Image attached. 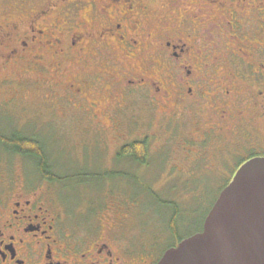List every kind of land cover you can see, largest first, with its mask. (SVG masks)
<instances>
[{
    "label": "flooded vegetation",
    "instance_id": "1",
    "mask_svg": "<svg viewBox=\"0 0 264 264\" xmlns=\"http://www.w3.org/2000/svg\"><path fill=\"white\" fill-rule=\"evenodd\" d=\"M117 1L120 0H93L95 10L80 14L74 28L70 21L67 29L40 22L49 7L23 14L20 17L24 18L23 24L20 18L18 21L0 18L2 64L24 63L29 67L26 72L38 74L37 80L30 78L17 84L38 89L36 104L49 106L53 113L61 114V120L74 118L73 112L79 113L86 116L82 120L86 132L102 127L117 134V147L108 156L97 150L98 159L96 150H92L89 163L98 159L99 174L111 178L138 176V166L146 164L147 152L140 157L136 152L125 151L128 145L146 147L148 143L143 137L128 136L124 128L127 102L139 93L152 101L157 97L163 103L175 100L174 107L190 105L192 133L200 139L187 137L184 149L189 153L194 150L204 154L203 147L212 143H208L210 131L200 120L208 117L211 122L214 116L218 123L210 128H215L220 140L211 157L225 156L224 133L240 129L241 125L235 124L239 120L244 121V128L249 127L257 109L264 116V0H193L195 8L184 20L173 19L170 30L156 35L151 33L143 5L137 0H124L123 5L115 7ZM213 5L218 7L219 14L208 19L207 6ZM224 7H229L225 9L227 24L221 20L226 16L220 12ZM173 15L177 17V13ZM192 19L206 24L216 20L219 27L228 25L231 32L226 37L234 42L230 43L233 50L225 54L205 53L208 47L197 45L201 28L192 27L195 25ZM250 47L258 54L248 51ZM104 54H109V60L103 58ZM69 58L84 62L73 66L70 79L65 75ZM106 86L108 89L104 91ZM44 87L51 89V93L43 95L40 88ZM22 88L14 90V99ZM103 117L109 119L110 125L106 127L109 129H105ZM44 120L46 124L53 121ZM245 137L229 157L238 158L228 168L232 177L249 159L264 156V144L255 140L246 144ZM85 160L86 156L82 164ZM5 168H0V264H157L165 253L166 250L160 255L136 254L117 238L112 240L110 229L91 239L68 232L59 211L48 204L47 193L36 187L29 174ZM217 168L214 163L210 167Z\"/></svg>",
    "mask_w": 264,
    "mask_h": 264
},
{
    "label": "rangeland",
    "instance_id": "2",
    "mask_svg": "<svg viewBox=\"0 0 264 264\" xmlns=\"http://www.w3.org/2000/svg\"><path fill=\"white\" fill-rule=\"evenodd\" d=\"M137 2L145 7L153 35L167 32L174 23L173 19L176 22L184 20L186 14L195 8L193 0ZM123 4L124 0L117 1L115 7ZM94 6L97 5H93V0H0V18L18 21L23 14L49 7L40 22L67 29L69 21L71 28L76 27L79 15L84 16ZM207 8L208 19L219 14L216 5ZM227 8H221L220 12L226 15ZM173 13H177V17ZM23 19L20 18L21 24ZM224 19L220 22L227 24V15ZM192 23L195 24L192 27L201 28L197 45L202 48L205 44L208 47L205 53L225 54V51L229 53L233 50L230 43L234 42L226 37L231 32L228 25L219 27L216 20L206 24L192 19ZM252 47L248 51L257 55V50ZM99 49L105 51L102 46ZM102 56L109 60V54ZM2 62L0 59V168L5 166L10 172H27L36 187L47 193L48 204L59 211L64 229L76 236L91 239L110 229L112 240L117 238L136 254L156 252L160 255L202 228L220 191L232 178L228 168L238 158L232 160L229 157L232 151L238 150L241 138L248 133L244 139L246 144L253 140L264 144V116H260L257 109L255 117L249 120V127L244 128V121L239 120L235 124H240V129L235 133L236 128L232 133H224L227 142L224 145L225 156L222 157H211L217 151L215 146L219 145L220 138L215 128L212 130L210 127H216L218 121L214 116L211 122L208 117L202 118L200 122L211 133L208 143H212L203 147L204 154L194 150L189 153L184 149L187 137L200 139L192 133L194 125L190 118V105L174 107L175 100L163 103L162 98L157 97L152 101L139 93L127 102L124 128L128 136L148 140V158L144 160L146 164L138 166V176L127 174L111 178L105 173H97L100 166L98 159L100 152L102 156L114 152L118 144L117 134L113 130L106 132L102 127L86 132L82 121L86 116L79 113L73 112L71 116L74 118L61 120V114L53 113L49 106L36 104L40 93L38 89L17 84L30 78L37 80L38 74L26 72L29 67L24 63L3 65ZM83 63L67 59L66 77L70 79L74 73L73 66ZM20 87H23L22 92L14 99V90ZM107 89L106 86L104 91ZM40 91L43 95L51 93L47 87L40 88ZM44 119L53 121L46 124ZM101 120L105 129H109L106 128L110 125L109 119L103 117ZM14 135L17 137L14 138ZM13 138L32 140L35 148L37 146L36 152L29 154L15 150L11 143H14ZM196 143L199 145V142ZM92 150H96L98 159L89 163ZM40 155L43 157L40 158ZM84 156L87 160L82 164ZM213 163L218 166L217 169H210ZM188 166L191 168L188 169ZM38 168L41 170L38 171ZM103 215H108L107 219H101Z\"/></svg>",
    "mask_w": 264,
    "mask_h": 264
},
{
    "label": "water",
    "instance_id": "3",
    "mask_svg": "<svg viewBox=\"0 0 264 264\" xmlns=\"http://www.w3.org/2000/svg\"><path fill=\"white\" fill-rule=\"evenodd\" d=\"M157 264H264V156L239 167L202 230L166 249Z\"/></svg>",
    "mask_w": 264,
    "mask_h": 264
},
{
    "label": "trees",
    "instance_id": "4",
    "mask_svg": "<svg viewBox=\"0 0 264 264\" xmlns=\"http://www.w3.org/2000/svg\"><path fill=\"white\" fill-rule=\"evenodd\" d=\"M11 140L8 141V143H10ZM33 141L32 140H25V139H16L14 140V143H12V146H15L17 149H19L20 151H24L25 153L26 152H30V153H33V152H36V148L34 146V142L32 143ZM139 144V143H138ZM11 145V144H10ZM146 150L147 148L143 145L140 144L139 145H136V144H133V145H128L125 147V151L127 152H136L140 155V157H144L146 156ZM202 228H200L201 230ZM199 230V231H200ZM172 231L174 234H176V230L174 228H172Z\"/></svg>",
    "mask_w": 264,
    "mask_h": 264
}]
</instances>
